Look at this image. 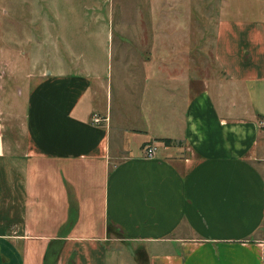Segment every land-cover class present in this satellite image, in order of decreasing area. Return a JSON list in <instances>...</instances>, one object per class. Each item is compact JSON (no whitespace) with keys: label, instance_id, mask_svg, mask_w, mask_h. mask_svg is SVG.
<instances>
[{"label":"crops","instance_id":"0c3cea01","mask_svg":"<svg viewBox=\"0 0 264 264\" xmlns=\"http://www.w3.org/2000/svg\"><path fill=\"white\" fill-rule=\"evenodd\" d=\"M47 2L0 0L6 44L21 33L24 59L47 47L52 61L41 72L26 59L15 92L4 80L19 72L0 61V264H115L108 241L143 264H264V22L222 17L215 29L214 62L241 85L240 106L210 89L193 47L179 57L182 43L110 70L74 59L62 0Z\"/></svg>","mask_w":264,"mask_h":264},{"label":"rangeland","instance_id":"374dc122","mask_svg":"<svg viewBox=\"0 0 264 264\" xmlns=\"http://www.w3.org/2000/svg\"><path fill=\"white\" fill-rule=\"evenodd\" d=\"M66 3V0H62L63 9L59 8L57 12L68 17L67 20L60 22L68 23L63 43L67 44L68 49L72 48L70 53L74 59L81 56L84 59L93 57L100 63H104L110 70V66L116 58L137 57V59H143L148 57L154 48L160 51L158 42L164 43L168 49H177V45L182 43L185 45V52H179V57L185 53V58L188 60L193 47L195 49L194 58L200 60L201 63L200 73L208 79L210 78V89L214 92L230 90L232 93L230 96L234 103L241 106V85L230 84L226 74L214 62L215 29L222 17L255 18L264 22V0H152L150 2L147 0H73L70 4ZM48 9L47 0H42L41 11H48ZM86 12L88 33L84 32V28L79 27L80 17H82V13ZM95 15H99V17L103 15L104 19L97 21ZM91 16L94 18H90ZM7 18L8 15H4L0 9V28L6 25ZM103 21L105 27L112 28L108 36L106 32L102 34L101 30L96 29L97 24L100 25ZM152 27L162 33L160 32L158 35L143 33L137 36L130 33L133 28L145 31L151 30ZM2 33L5 36H0V58L2 57L0 61L2 59L11 61V66L8 69L19 72V75L15 77L18 78L11 82L5 78V90L12 88L15 92L17 86L22 88V72H25V67L34 68L26 62V59L40 58L43 63L40 67L41 72L47 68V65L49 67V62L52 61H49L48 54L50 52L47 47L34 53L26 52V59H24L18 49L22 45L19 43L23 39L21 33L16 32L12 37L15 40L12 47L5 42V39L9 38L6 36L7 33ZM132 38L136 39L135 42ZM188 47L191 49L188 50ZM59 58L64 57L60 56ZM18 164V162L9 159L8 167H6L13 170L12 172H16L19 170ZM117 235V232L111 234L114 237ZM106 249L109 252L118 253V257H114L115 264H143V261L136 255L131 257L128 254L132 249L131 244H126L123 241H108ZM134 250L136 252V249Z\"/></svg>","mask_w":264,"mask_h":264},{"label":"built area","instance_id":"2783aa9c","mask_svg":"<svg viewBox=\"0 0 264 264\" xmlns=\"http://www.w3.org/2000/svg\"><path fill=\"white\" fill-rule=\"evenodd\" d=\"M101 118L99 116H97L96 114H94L93 116V122L96 123V124H99L101 122ZM144 156L145 157H153L156 153V147L155 145H148V146H145L144 148Z\"/></svg>","mask_w":264,"mask_h":264},{"label":"trees","instance_id":"16d2710c","mask_svg":"<svg viewBox=\"0 0 264 264\" xmlns=\"http://www.w3.org/2000/svg\"><path fill=\"white\" fill-rule=\"evenodd\" d=\"M164 142L165 143H169V140L168 139H165ZM109 230H111V229H109Z\"/></svg>","mask_w":264,"mask_h":264}]
</instances>
